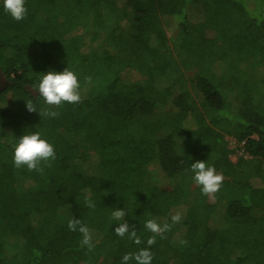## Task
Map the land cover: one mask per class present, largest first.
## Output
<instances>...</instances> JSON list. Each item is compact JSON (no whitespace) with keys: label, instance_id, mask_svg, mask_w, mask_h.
<instances>
[{"label":"trees","instance_id":"1","mask_svg":"<svg viewBox=\"0 0 264 264\" xmlns=\"http://www.w3.org/2000/svg\"><path fill=\"white\" fill-rule=\"evenodd\" d=\"M25 6L15 21L0 0V68L10 81L0 93V264H123L142 248L151 264H264V0ZM66 68L81 101L41 117L49 106L26 86ZM33 132L56 152L42 172L13 163L14 145ZM228 137L244 143L237 160ZM197 161L224 176L214 202H189L194 184L204 195ZM120 208L126 215L114 220ZM176 212L181 221L149 246L145 222L172 224ZM74 218L92 250L69 230ZM125 222L140 244L115 233Z\"/></svg>","mask_w":264,"mask_h":264},{"label":"clouds","instance_id":"2","mask_svg":"<svg viewBox=\"0 0 264 264\" xmlns=\"http://www.w3.org/2000/svg\"><path fill=\"white\" fill-rule=\"evenodd\" d=\"M3 9L15 21L23 20L27 15L25 0H3ZM87 82H91V77L85 78ZM80 82L76 73L66 68L62 72L49 71L44 73L39 83L32 87V91L42 97L48 108H43L39 112L41 117L55 118L59 113L54 108H59L63 103L76 104L81 101L79 92ZM26 107L29 112H36L37 109L31 100H26ZM56 159L54 146L46 139L41 137L39 132L25 134L20 136L18 142L14 145L13 163L16 168L26 166L29 171H43L41 162L50 166V161ZM191 171L194 173L193 180L201 186L202 194L214 198V194L218 192L223 184L224 176L218 174L214 166L207 165L206 161H197L191 164ZM85 203L90 208H95L94 202L90 196H85ZM126 215L123 208L116 209L111 213L114 220H122ZM182 219L180 212H176L171 216L172 224L165 222L163 225L154 219L145 222L144 227L153 233L147 240L149 246L155 244L156 236L163 237L166 231H170L172 225L179 223ZM70 231H77L82 234L81 246H87L89 250L94 247L92 243V235L89 228L84 225L80 219L74 218L68 222ZM115 233L124 237L126 234L136 244L141 243L140 237L134 227L129 223H121L115 228ZM134 260L135 264H151L153 254L149 248H142L135 253H127L122 257L123 264H129Z\"/></svg>","mask_w":264,"mask_h":264},{"label":"rangeland","instance_id":"3","mask_svg":"<svg viewBox=\"0 0 264 264\" xmlns=\"http://www.w3.org/2000/svg\"><path fill=\"white\" fill-rule=\"evenodd\" d=\"M167 32H168V35L171 36L170 28H169V30H167ZM171 46H172V44H171ZM187 73L189 75H191L193 73V70L187 71ZM9 95L10 94H8L7 96L9 97ZM228 141H229V144H230L231 148L233 149V153L231 154V157H232L233 160H237V158L242 155V151L240 152V150H241V148L244 147V143L237 141L236 138H233V137H228ZM195 187H196V185L194 184L193 188H192V192H191V194L189 196V202H194L197 199H199V200L204 199V200H207L209 202H214L215 201V194H214V198H210L208 196L201 195V193L197 194V191H196Z\"/></svg>","mask_w":264,"mask_h":264},{"label":"water","instance_id":"4","mask_svg":"<svg viewBox=\"0 0 264 264\" xmlns=\"http://www.w3.org/2000/svg\"><path fill=\"white\" fill-rule=\"evenodd\" d=\"M10 84L9 79L7 78V76L5 75V73L1 70L0 68V93L3 92L7 86ZM26 88L34 95H37V93H34L32 91V87L31 86H26Z\"/></svg>","mask_w":264,"mask_h":264},{"label":"built area","instance_id":"5","mask_svg":"<svg viewBox=\"0 0 264 264\" xmlns=\"http://www.w3.org/2000/svg\"><path fill=\"white\" fill-rule=\"evenodd\" d=\"M243 148H241V150H240V152L242 151V154H243V152H244V149L242 150ZM241 154V153H240Z\"/></svg>","mask_w":264,"mask_h":264}]
</instances>
